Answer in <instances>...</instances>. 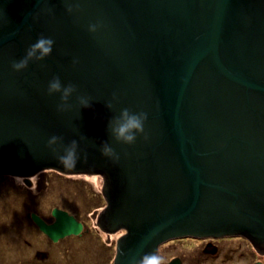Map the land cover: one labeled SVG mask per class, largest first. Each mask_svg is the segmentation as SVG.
Instances as JSON below:
<instances>
[{
    "label": "water",
    "instance_id": "water-1",
    "mask_svg": "<svg viewBox=\"0 0 264 264\" xmlns=\"http://www.w3.org/2000/svg\"><path fill=\"white\" fill-rule=\"evenodd\" d=\"M100 175L115 264L264 245V0H0V176ZM32 219L51 240L83 224Z\"/></svg>",
    "mask_w": 264,
    "mask_h": 264
},
{
    "label": "rangeland",
    "instance_id": "rangeland-1",
    "mask_svg": "<svg viewBox=\"0 0 264 264\" xmlns=\"http://www.w3.org/2000/svg\"><path fill=\"white\" fill-rule=\"evenodd\" d=\"M30 181L34 182L33 187L21 191L23 178L0 176V264H100L103 255L99 245L107 242L104 233L101 238L96 233L99 212L107 208L103 177L45 170ZM27 190L30 195H38L34 198L36 202H21ZM54 208L65 210L84 222L93 239L77 235L50 241L31 221L29 214L35 211L50 221ZM124 231L114 233V242ZM21 257H27V262L22 263Z\"/></svg>",
    "mask_w": 264,
    "mask_h": 264
},
{
    "label": "flooded vegetation",
    "instance_id": "flooded-vegetation-1",
    "mask_svg": "<svg viewBox=\"0 0 264 264\" xmlns=\"http://www.w3.org/2000/svg\"><path fill=\"white\" fill-rule=\"evenodd\" d=\"M37 181L38 180H36V182ZM23 182L24 186L22 187H24V189L20 187L21 191H24L25 189H31L29 187H33L34 185L33 181L25 182V180L23 179ZM18 188L19 187H16L17 190ZM27 192H29V190H27ZM37 196L38 195H36L35 198ZM26 201L36 202L32 195L27 194L26 197H21V202L23 204H25ZM53 210L51 211V217L53 219H51L50 221L43 219V217H41L35 211L30 212L29 218L35 224L32 219V214H34L33 212H35V214L39 215L43 220L50 224L55 221ZM103 215V211L99 212V225L97 226L98 229L96 230V233L100 234V236L98 237L101 238L102 233L107 236V242H103V245H99L102 247L100 252L103 255L100 260V264H115L118 240L119 238L124 236V234H126V230L116 240V242H114V233L103 229L101 226ZM79 222L83 224V231L78 236H87V238L93 239L92 232H90V230L85 226V223L82 221ZM37 228L40 230L38 226ZM44 235L50 241H53L46 234ZM25 236H27V234H25ZM21 258H23L22 263H26L28 260L27 257ZM148 260L149 261L146 264H264V245L257 244L247 236L243 235H229L219 237L188 236L170 239L161 243L157 251L154 252Z\"/></svg>",
    "mask_w": 264,
    "mask_h": 264
},
{
    "label": "trees",
    "instance_id": "trees-1",
    "mask_svg": "<svg viewBox=\"0 0 264 264\" xmlns=\"http://www.w3.org/2000/svg\"><path fill=\"white\" fill-rule=\"evenodd\" d=\"M31 194V193H30ZM29 192H27V195H30ZM35 198V195H32ZM30 217V216H29Z\"/></svg>",
    "mask_w": 264,
    "mask_h": 264
}]
</instances>
